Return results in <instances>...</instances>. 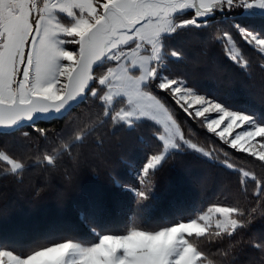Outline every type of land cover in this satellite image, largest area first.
I'll return each mask as SVG.
<instances>
[{"label": "snow or ice", "instance_id": "snow-or-ice-1", "mask_svg": "<svg viewBox=\"0 0 264 264\" xmlns=\"http://www.w3.org/2000/svg\"><path fill=\"white\" fill-rule=\"evenodd\" d=\"M0 264H264V0H0Z\"/></svg>", "mask_w": 264, "mask_h": 264}, {"label": "trees", "instance_id": "trees-1", "mask_svg": "<svg viewBox=\"0 0 264 264\" xmlns=\"http://www.w3.org/2000/svg\"><path fill=\"white\" fill-rule=\"evenodd\" d=\"M9 196L12 197V198H14V194H12V193H9Z\"/></svg>", "mask_w": 264, "mask_h": 264}]
</instances>
